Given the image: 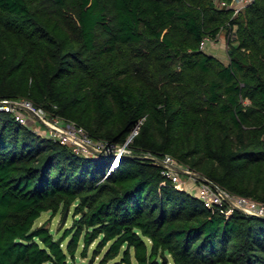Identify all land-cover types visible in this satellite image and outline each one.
I'll use <instances>...</instances> for the list:
<instances>
[{"label":"trees","instance_id":"obj_1","mask_svg":"<svg viewBox=\"0 0 264 264\" xmlns=\"http://www.w3.org/2000/svg\"><path fill=\"white\" fill-rule=\"evenodd\" d=\"M225 1L0 0V99L130 150L112 169L0 111V264H75L95 241L102 264H264L263 217L208 207L158 161L264 201V0ZM224 29L228 62L202 46ZM72 206L62 235L37 224Z\"/></svg>","mask_w":264,"mask_h":264},{"label":"built area","instance_id":"obj_2","mask_svg":"<svg viewBox=\"0 0 264 264\" xmlns=\"http://www.w3.org/2000/svg\"><path fill=\"white\" fill-rule=\"evenodd\" d=\"M250 1L252 0H231L230 5L234 8L235 13H238ZM219 2L227 4L225 0H219ZM209 41L210 38L205 37L202 40V46H206ZM0 111L13 112L21 122L26 124H28L29 118L26 113L35 116L46 125L47 133H49H46V135L72 145L78 152L87 154L105 152L115 155L112 169L119 165L122 155L130 151L126 146L114 147L106 142L94 139L83 126L74 121H68L61 116L50 115L45 108L35 106L29 99H0ZM134 133H138V129ZM132 138H130V141ZM158 161L165 166L163 172L172 177L175 184L180 188L189 189L186 183L184 184L183 176L185 174L190 178L198 179V184H194L193 189L208 207L214 209L224 202H228L232 207L239 208L246 213L264 215V201L230 192L213 180L193 170L190 166L180 163L171 154H166L164 158L158 159ZM229 212H231V209H229ZM82 260L83 262L79 264H90L88 261Z\"/></svg>","mask_w":264,"mask_h":264},{"label":"rangeland","instance_id":"obj_3","mask_svg":"<svg viewBox=\"0 0 264 264\" xmlns=\"http://www.w3.org/2000/svg\"><path fill=\"white\" fill-rule=\"evenodd\" d=\"M236 33H232V37H235ZM228 31L226 29L222 30L218 39H210V41L207 43V45L204 47L208 52H212L215 55H217L220 59H222L225 62L229 61V42H228ZM29 115L28 117V125L31 126L35 131L45 134L47 133V127L45 124H43L41 121H39L35 116L26 113ZM49 134V133H47ZM120 149V148H118ZM183 179L185 180L184 184L188 186L190 191L195 193V190L193 189L194 184H198V179L190 178L188 175H184ZM196 194V193H195ZM67 214V215H66ZM66 215V218H65ZM75 213H74V207L72 206L70 210H67L64 212L63 209H60L59 211L52 213V211H44L41 216L37 219V224L43 223L45 221L50 220V227L53 229L56 236H60L64 233V230L68 227H70L74 221ZM98 244V241H95L91 244L88 255L83 256L81 254V247L79 248L77 252L76 257V263L83 262L82 259L85 261H88L90 264H102L101 260L104 257V254L106 250L108 249L109 245H106L105 248L102 250V252L94 256V250ZM122 253L119 254L117 257L110 259L106 264H126L125 262L121 261ZM135 264H138L136 259H134ZM46 264V263H45ZM170 264H173L172 262Z\"/></svg>","mask_w":264,"mask_h":264},{"label":"water","instance_id":"obj_4","mask_svg":"<svg viewBox=\"0 0 264 264\" xmlns=\"http://www.w3.org/2000/svg\"><path fill=\"white\" fill-rule=\"evenodd\" d=\"M99 154H107V153H105V152H98ZM67 215V214H66ZM66 215H65V218H66ZM261 217H263L264 218V215H262Z\"/></svg>","mask_w":264,"mask_h":264}]
</instances>
